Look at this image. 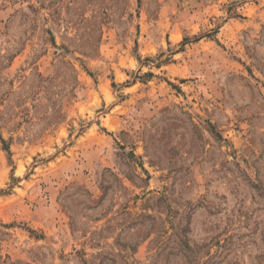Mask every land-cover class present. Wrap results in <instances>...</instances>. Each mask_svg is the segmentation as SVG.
I'll list each match as a JSON object with an SVG mask.
<instances>
[{"label": "rangeland", "instance_id": "374dc122", "mask_svg": "<svg viewBox=\"0 0 264 264\" xmlns=\"http://www.w3.org/2000/svg\"><path fill=\"white\" fill-rule=\"evenodd\" d=\"M0 264H264V0H0Z\"/></svg>", "mask_w": 264, "mask_h": 264}]
</instances>
